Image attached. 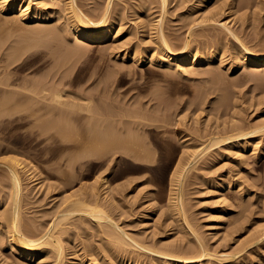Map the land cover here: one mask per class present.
<instances>
[{"label": "rangeland", "instance_id": "obj_1", "mask_svg": "<svg viewBox=\"0 0 264 264\" xmlns=\"http://www.w3.org/2000/svg\"><path fill=\"white\" fill-rule=\"evenodd\" d=\"M34 1L37 2V0ZM64 1L52 0L48 4L50 6L54 5L52 7L47 6L56 9L59 7V10H61ZM106 1L76 0L78 6H81L86 13L94 11L93 14L87 13L88 15H95V12H99L100 10L95 11L96 8L97 10L103 8ZM149 1L151 0H111L113 11L117 9L121 13L122 10H124L123 13L125 12L124 20L122 19L123 23H121L123 24L122 29H124L113 30L110 39L102 44V47L91 45L90 49L79 51V53L73 49L74 44L70 42L73 45L67 43L69 45L68 49L61 47V51L60 48L55 47V40L52 41V39L48 40L46 38V42L43 43L44 49H41L45 53H42L44 60H42L43 67L40 65V71L35 72L36 66L34 63H31L32 65H29L27 69L23 70V68L19 71V79L20 76L23 78L24 75V78L29 77V79L37 78L36 75H38V78L39 75L42 76L44 83H46L44 85L45 90L47 87V90L50 89L45 93L49 96H45L46 99L53 97V94H55L53 92L57 90V92L60 91V94L62 93L61 96L63 95L60 96V99H63L61 101L68 103H61L62 106L56 101L55 97L51 98L52 100L47 99L45 101L50 106H46L44 120L48 122H46V125L51 124L48 125L49 127L43 126V133L44 131L45 133L40 144L41 150L38 148L40 145L35 140V126H10V128L2 126L4 132L10 134L11 144L21 150L18 156L27 163L29 162L28 165H31L29 166L30 170L34 169L35 174L38 175L36 181L26 177L27 174L23 175V183L26 184L24 189L26 190L23 189L22 194H29L24 198L25 201L23 199L24 202L20 211L23 214H20V217L25 223L23 225L25 228L32 224L36 225L48 221L51 217V206L55 203L58 204V198L61 196L63 198L70 194L76 195V193L81 195L79 192L85 190V193L90 191L88 194L91 195V198L88 197L86 200L88 203L94 204L93 206L97 203V207H101L102 210L106 211H104L105 213L108 212L107 214H110L111 219L119 224L131 237L133 235L136 240L139 239L138 241L141 240L149 245L152 243L157 247L159 245L177 244L178 252L181 253H188L189 248L191 252L193 247L195 250V235L192 231L189 232L187 225L176 214V206L174 200H172L175 196L173 195L175 189L171 184L170 174L178 164V166H184L182 170L181 167L179 168V171H183L188 166L187 161L192 158L190 155L191 150H194V152L201 150L210 138L231 130L230 127L232 126L230 124L232 122L235 121V124L238 122L244 128L248 127L247 125L250 127L251 125L255 126L256 123H264V71L254 74L251 67H241L234 70L233 52L235 51L236 42L232 40L227 29L222 26V23L226 24L250 48L264 53V0H250L249 2L253 5L250 4L249 7H240L242 3L248 2L247 0H168L163 16V25H165V28L164 26L163 28L165 34L171 36V41L173 39L174 44H180V40L191 37L193 38L192 40L190 38L191 41H200L201 45L205 44V46L211 47L215 44V47L217 46L220 51L212 58V62L208 66L210 70L207 63H204L197 67L196 71L198 73L196 71L190 72L189 69L188 72L184 71L185 73L173 72V70L162 64H150L147 61L146 57L153 46V43L149 42H153L154 39L151 34L153 28L149 27H153L161 13L160 3H150ZM200 1L204 2L202 6L199 4ZM53 2H57V6ZM140 2H146L148 7L146 8V5L145 8H141ZM137 5L139 6L137 7ZM234 5L235 8L231 10ZM17 14V12H14L10 16L14 15L12 17H16ZM4 16L5 14L0 11V21L3 18L10 17L8 15ZM148 20L152 23L150 24ZM49 22L50 24L55 23L52 16L45 24ZM51 25L53 26V24ZM148 25L149 27H146ZM204 27L207 30L211 29V31H208L209 34ZM214 30L216 31L214 32ZM205 31L208 38L204 34ZM149 39L152 41H149ZM136 47L139 48L136 49ZM147 47H149V50L143 51ZM33 50L31 49V52ZM28 52L27 54L31 53ZM141 52L144 59L141 57V61H137L139 56L142 55ZM123 53L128 55L125 59L122 58ZM221 53L226 56V60L222 63L219 61ZM135 54L137 55L136 58ZM57 60L58 63L60 62L59 64L56 62ZM71 104L76 105L71 106ZM100 122L102 125L99 126ZM94 123L95 125H93ZM9 129L10 131H8ZM29 130L34 134H31ZM217 131L219 134H216ZM28 133L30 134L29 137ZM1 135L3 134L1 133ZM24 135L27 136L24 137ZM23 141H27L29 145L27 147L22 146ZM119 143H127L126 145L129 148L131 146V151H134L123 152V149L118 145ZM247 145L249 147L243 150L235 149V146L231 143L211 147L210 153L205 151L200 154L199 159L191 164L192 167L187 168L189 170L187 174L185 173L186 169L182 183L184 214L187 221L198 232L199 238L204 241V245L208 246L206 248L211 249L210 252L216 255L228 254L231 256V260L241 255L248 256L241 261L254 259L256 252L261 250L258 243H264V239H259L253 242L254 250L252 252L249 253L248 249L244 248V252L236 253L238 251L236 249L248 245L253 238L258 236L257 230H254V223L256 224L259 218V222L264 221V218H262L264 216L261 215V211H264L262 210V207H264V204H262L264 203V200H262L264 199L262 198L264 197L262 196L264 195V134L250 140ZM239 154L241 155L239 156ZM245 158L246 161H244ZM36 168L37 170H35ZM235 168H238L240 173H232L233 177L238 176L237 178H239V174L242 173L241 175L245 174L243 177L247 180L240 177L243 182L240 183L239 188L234 187L227 194L226 191H223V195L217 194V186L221 180L227 176H232L230 172ZM4 176L7 177L3 169H0V213H5V208H8L6 211L8 212L11 202H9L11 197L8 196L10 181L8 177L5 178ZM67 177L69 178L67 179ZM103 179L108 181L109 190L101 186ZM214 179L219 180L217 185L214 184ZM63 181L70 183H64ZM57 183L60 188H58ZM91 187H95L93 191H91ZM54 192L55 194H53ZM218 197L220 201L225 198V201H228V206L223 201L225 204L220 205L221 208L215 211L216 203L222 204L218 201ZM75 198L80 201L81 197L77 196ZM89 198L91 201L88 200ZM213 211H215V215H212ZM40 217L43 219H40ZM44 218L46 221H44ZM85 218L79 221L76 220L74 226L72 224L74 222L70 221L67 223L70 225H64L61 230L63 241L65 240L64 243H68L65 245L66 259L64 258L62 264H71L76 260L74 257L77 255L74 256L73 253L71 255L74 245L77 244L78 248L83 245L88 246L87 243L98 245V242L102 244L105 239L106 236L103 237V232L100 233L95 229V227L97 228L95 222L89 220L88 216ZM1 219L0 238H2L1 235L6 237L8 235L2 224L3 219ZM212 221H215V226H217H214V230L210 228ZM76 222H79L80 225ZM252 228L253 230L250 231ZM101 239L103 240L100 241ZM193 239L194 241H192ZM100 246L103 247L104 244ZM0 249V264H19V262L24 264V261L26 264L38 263V260L34 259L17 258L16 254L9 252L3 244ZM109 249L111 248L109 247ZM82 251L81 248L80 252L82 253ZM10 254L12 255L10 256ZM77 254H79V251ZM102 254L99 256H103L104 260H110L109 254L106 252H102ZM94 256L95 254L91 258ZM5 257L8 260H5ZM149 259L152 262L151 260L155 261L156 257L154 259L145 257L147 262H149ZM50 260L52 261V259L46 258V261L44 259L45 262L43 261L41 264H46V262L50 264ZM124 262H126V259ZM108 263H111V260Z\"/></svg>", "mask_w": 264, "mask_h": 264}, {"label": "bare ground", "instance_id": "obj_2", "mask_svg": "<svg viewBox=\"0 0 264 264\" xmlns=\"http://www.w3.org/2000/svg\"><path fill=\"white\" fill-rule=\"evenodd\" d=\"M65 1H64V3L62 2L63 7L60 8L61 10H59V7L57 9L56 8H50L54 5L53 3H55V2H53L52 3L53 5L50 6V4H48V3H51L52 0H49V1H47V0H39L38 1L37 0V2L34 0H0V11L2 13H4L5 16L6 15L10 16V14L11 13L13 14L14 12L18 13L17 16L15 15L16 17H12V16H14V15H12L10 17H7L6 19L3 18L4 19V20L2 19L3 22H1L2 20L0 21L1 22L0 23V71H1L0 72V134L1 133L3 134L0 136V138L2 139V140L0 139L1 140V142H0V169H3L6 176L8 177V180L10 181V185H8L10 187L9 188L10 192L8 193V196L11 197L9 200V202L10 201L11 202L9 204L10 209L8 210V212H6L8 208H5L6 209L5 213H3V212L0 213V217L3 219V222H2V224L4 225L3 227L6 229L5 231L8 233L7 237L5 235H4L5 237L3 235H1L2 238H0V244L5 245V247L7 248V250H9V252L16 254L17 258L19 257L20 259H27V260L34 259V260H38L37 264H39V263L41 264L44 261V259L46 261V258L47 259L50 258V259H52V261L50 260V264H62V262L64 263L63 260L66 256L65 245L68 243H66V244L64 243L65 240L63 241V233H61V230L63 229L64 225H66L70 221L74 222V223L71 222L74 226L76 220L79 221V220L85 218L86 216H88L89 220L91 219L93 222H95V225L97 226V228L94 226L95 229H97L100 233L103 232L102 233L103 237L106 236L104 240L103 239L100 240V241L103 240L102 244H104V246L108 245L111 249H109V247L105 246L106 248H108L106 250V248L104 246L103 247L100 246V245H102L101 242H100V244L98 242L97 243L98 245H93L92 243H91L92 245L91 244L89 245L87 243L86 245H88V246L83 245L80 248H78V246L76 244V245H74V247L72 246L73 249H72L71 255L73 253L74 256L75 255H77V256L76 257L72 256L76 260L73 261L71 264H257L258 262H259L258 264H264V256H262V254H264V243H262V242L261 243L259 242L260 244L258 243V247L261 250L259 249L260 251L256 252L254 259H247V260L241 261V260L245 259L246 257H248V256L241 255V256H237L236 259L231 260L230 259L231 256L228 254L223 253L221 255H216V254L211 253L210 252L211 249L206 248L208 246H205L206 244L204 245V241L201 238H199L200 236H198V232H196V230L193 228V226L187 221L186 215L184 214L183 207H182L183 176L185 173L187 174V172L189 171L187 168H189V166H191V164H194L193 162H195L196 160L199 159V157H200L199 155L204 153L205 151H207V152L209 151L208 153H210L211 147L217 146V145L222 146L223 144H226V143L227 144L228 143L233 144V146H235L234 147L235 149L243 150L244 148L249 147L247 144H249L250 140L260 136L261 134H264V123H260V124L256 123L255 126L251 125L250 127H249V125H247L248 127L244 128L242 126V124L240 125V123H238L237 121L236 122L238 124L237 123L235 124V121H234L230 124L232 126V127H230L231 130L226 131V133L222 132V134L221 133L219 134V132L217 131L218 133L216 132V134H219L218 136L210 138L209 140L207 139L208 141L206 142L203 149L195 151V152H194V150L190 149L193 152V153L191 152V154H190L192 156V158L189 161H187L188 166H186L183 171H179V168L181 167L180 169L182 170L183 169L182 167H184V166H178L179 165L178 164L175 166V168L173 167L174 171L170 175H171V181H172L171 184H173V186H174V187L173 186L172 187L175 189L174 194H173L175 196L173 197L174 199H172V200H174L173 202H174V205L176 206V211H177L176 214L180 217V219L183 221V223H185L187 225V228H189V232L192 231V233L195 235L194 239L196 238L195 244H194L196 248L194 250V247L192 246L193 251H191V252H190V248H189L190 253L189 252L188 253L187 252H185V253L178 252L177 244L176 245H169V246H160L159 245L157 247L156 245H152V243H150L151 245H149L145 242H142L141 240L138 241L139 239L136 240L135 237L133 238V235L131 237L130 234L126 233L123 230V228L120 227L119 224L114 222L111 219V217L109 216L110 214L109 215L107 214L108 212L105 213L106 212L105 210H102L101 207H97V203L95 206H93L94 204L92 205V204L88 203V201H86V200L88 197L91 198V195L88 194V193H90V191H88V193H85L86 192L85 190L82 192H79V193H81V195H78L76 193V195L70 194V195L65 196L63 198L61 196L60 197V198H62L61 200H59L60 198H58V201H59L58 204L55 203L56 205L54 204L53 205L54 207L51 206L52 212H50L49 210H46V211H49L50 215H51L50 219L49 220L47 219L48 221H46V219L44 218L45 219L44 221H46V222H43V223L41 222V224H38V223L36 225L35 224L30 225L29 224L30 226L26 227V228H25V226H23V225H25V223H23L22 218L20 217V214H21L20 211H21V207H22L23 202L26 200L24 198H26L29 195V194L26 195V193L24 195L22 194L23 189L26 185V184L24 185V183H23V181H24L23 175L27 174L28 176H26V177H29V178H31V180H34V181H36L38 175H37V173L35 174L34 169L32 170L34 173L30 170L29 166H31V165H28L29 162L27 163L25 160H23L22 158H20L18 156L19 151H21V150H18L19 147L17 148L16 146L11 144L12 141L10 140V136H9L10 134L8 132H4V129L2 128V126L3 127L8 126L9 128H10V126H32V127L35 126L36 127V129H35L36 132L34 135L35 140H36V143L38 145H40L43 141V137H44L43 134L45 133V131L43 133V126H48L49 124H51V123H49L48 125H46L47 121L45 122V120H44V114L46 113L45 112L46 106L48 105L47 103H45V101H47V99L52 100L53 97H55L56 101H58L60 104L61 103L66 104L67 103L66 101H69V100L65 99L66 103H63V101H61L62 98L60 99V96L62 93L60 94L59 90H58L59 92H57V90L54 91L53 93H55V94L52 93L53 97L50 95L52 99L51 98L46 99V97H49V96L45 95V93H46V91L48 92V90H50V89L47 90L48 87L46 86L47 88L45 90L44 85H46V83H44L42 76L39 75V78H38V75H36L37 78H35V79L30 78L29 79V77L24 78L25 75L24 76L22 75L23 78L20 76V79H19V76H18L19 71H21L23 68H24L23 70H25V68L27 69V67H29V65H32L31 63H34L36 66L35 72L40 71V67L43 65L42 60H44L42 53H45V52H42L41 49L42 48L44 49L43 43L46 42V40H45L46 38H48V40L52 39V41L55 40V43H56L55 47L60 48L61 51H62L61 47H63L64 49L65 48L68 49L69 45H71L73 43L74 44L73 49L77 52H79V51L82 52L84 50H87L91 45L92 46H97V45L101 46L102 44H104L107 40L110 39V36H111L113 30H116V29L123 30L124 29V28L122 29L123 24H121V23H123L122 21L124 20L123 18H124L125 12L123 13L124 10H122V13H121V12L117 11V9H116V11L115 10L113 11L111 0H107L105 5L103 4V8H100L98 10L96 8L95 11H99V10L100 11L95 12L94 13L95 15H88L90 13L93 14L94 11H90L89 13L87 12L88 13L87 14L85 11L82 10L81 6H78L76 0H67L66 2ZM202 1H205V0H202ZM202 1L199 2L200 6H202L204 3ZM247 1L248 2L242 3L240 5V7H249V5L252 3L249 2L250 0H247ZM146 2H148V1H146ZM146 2L145 3L140 2V4H141L140 7L145 8V6L147 5L146 6V8H147L148 4H146ZM149 2L150 3L151 2L160 3L159 9H160L161 13H160L159 18L155 22V24H153V27H149V25L152 23L149 20L148 21L150 22V24L148 26H146L149 28H153L151 34L154 37L153 42H149V43H153V46L150 49V51L146 57L147 61L150 64H157V63L162 64V65L166 66L167 68L173 70V72L175 71L178 73H181L184 71L188 72V69L190 72H195L197 67L201 64H204V63L205 64L207 63V67L210 66L209 64H210V62H212V58H214L217 54L220 53L217 46L215 47L214 43H213L214 45H212L214 47H212V46L209 47L208 45L205 46V44L201 45L200 41H195V40L191 41L193 39L191 37H189V38L187 37L184 40H180V42H179L180 44H174L172 42L173 39L171 41V38H170L171 36H168V34L167 35L165 34V32H164L165 25H163V18H164L163 16H164V13L166 10V6L168 5V0H151ZM58 3H61V2H58ZM92 3H93V1H92ZM98 3H100V2H98ZM56 4H57V2L55 3V6H57ZM62 4H58V5H62ZM47 5H49L50 7H48ZM94 5H96V4L94 3ZM150 5H154V4H150ZM84 6H86V5H84ZM138 6L139 5H137V7ZM154 8H152V9H154ZM234 8H235V5L233 7H231V10ZM87 10H89V9H87ZM147 11H148V9H147ZM96 13H98V14H96ZM51 16L53 17V20H55V23H51V24H53V26L50 24V22L48 23L49 25L45 24L47 22V20L50 19ZM144 16H145V14H144ZM146 17H147V15H146ZM142 19H143V17H142ZM148 19H149V17H148ZM151 20H154V19H151ZM143 22H144V20H143ZM31 23H38V24L33 25ZM43 23H44V25H43ZM143 26H145V25H143ZM163 26H164V28H163ZM206 26L208 27L207 24H206ZM209 26H211V25H209ZM222 26H223V28L227 29V32L232 37V40H234L236 42L235 51L233 52L234 59H235V64L233 65L234 70H238L241 67H244V68H250L251 67L254 71L253 72L254 74L255 73L257 74L259 72L264 71V53L260 52L259 50L257 51L254 48H250L246 43H244L242 41V39H240L238 37L237 33L234 32L232 30V28H230V27L228 28L226 26V24L222 23ZM142 28H144V27H142ZM218 29H216V30H218ZM146 30H148V29H146ZM216 30H214V32ZM220 30H221V27H220ZM208 31H211V29H208L207 32ZM223 31H225V30L223 29ZM204 34L208 38L206 31ZM208 34H209V32H208ZM148 35H150V34H148ZM193 36H194V33H193ZM206 37L204 36V38H206ZM190 38H191V40H190ZM196 40H197V38H196ZM66 41H69V42H66ZM149 41H152V40L149 39ZM218 41H219V39H218ZM70 42H72V43H70ZM201 42H203V41H201ZM67 43H69V45ZM207 44H208V42H207ZM137 46H139V45H137ZM45 47H47V46H45ZM58 48H56V49H58ZM137 48H139V47H136V49ZM145 48L143 51L149 50V47H147V49H145ZM31 49H34V50L31 52ZM70 49H71V46H70ZM66 50H65V52H66ZM141 50H142V48H141ZM28 51L31 53L27 54ZM58 51H60V50L58 49ZM223 53H221L220 57H219L220 58L219 61L221 63L224 62V60H226V56ZM52 54L54 55L55 53H52ZM141 54H142V52H141ZM70 55H72V54H70ZM74 55L77 56L76 54H74ZM127 56L128 55L126 53H123L122 58L125 59ZM134 56L136 58L137 55L135 54ZM143 56L144 55L142 54L139 56V58L137 57L138 58L137 61H141L140 58L141 57L143 58ZM65 57H66V55H65ZM56 58H57V56H56ZM62 60H63V58H62ZM143 61H145V60H143ZM56 62L58 63V60ZM164 66H162V67H164ZM208 69H209V67H208ZM17 72H18V74H17ZM1 73H3V74H1ZM36 76H34V77H36ZM72 101H73V99H72ZM58 102H57V105H58ZM73 103H74V101H73ZM72 104H71V106L76 105V104L75 105H72ZM49 106L50 105H48L47 107H49ZM64 106H66V105H64ZM59 107H60V105H59ZM50 109H51V107H50ZM72 109H74V108L72 107ZM47 110H48V108H47ZM51 110H53V109H51ZM68 110H69V107H68ZM48 111H47V113H48ZM66 114H67V112H66ZM96 122H98V121H96ZM52 123L54 124V122H52ZM93 125H95V123ZM100 125H102L101 122H100L99 126ZM52 127H54V126L52 125ZM58 128H59V126H58ZM26 130H28V129H26ZM56 130H58V129H56ZM8 131H10V129ZM56 133H57V131H56ZM208 133L211 135L210 132H208ZM31 134H34V133L31 132ZM27 135L29 137L30 134L28 133ZM27 135H24V137ZM14 139L17 140L15 137H14ZM31 141L33 142V140H31ZM126 144L125 143H122V144L119 143L118 145L123 149V150L121 149L123 152L126 151L129 153L132 150V148L130 146V148H131L130 149L128 147V145H126ZM21 145L24 147L25 146L27 147V145H29V144L27 141H23ZM15 148H17V149H15ZM38 148L41 150V145ZM133 151H131V152H133ZM22 152H21V154H22ZM24 153H25V151H24ZM241 154H243V153H241ZM241 154H239V156ZM244 161H246V158ZM257 161H259V160H257ZM237 163H239V162H237ZM186 169H187V171H186ZM35 170H37V168ZM229 170H227V171H229ZM227 171H226V173H227ZM230 173H231L230 175H232V173H240V172H239L238 168L237 169L235 168V169H232ZM241 174H239V176L246 179L245 177H243L245 174L243 176ZM1 175H3V174H1ZM227 175H229V174H227ZM236 175H238V174H236ZM39 176H41V175H39ZM72 176H73V173H72ZM233 176L234 175L227 176L221 180L220 184L217 186L218 187L216 190V191H218L217 194L223 195V191H226V194H227L230 189H232L234 187L241 186L240 183L243 182V181H241V178L239 177L240 178L239 179V178H237L238 176H236L235 178H237V179H235ZM7 177H5V178H7ZM68 178L69 177H67V179ZM69 181H70V179H69ZM218 181L219 180L214 179V184L217 185ZM8 182H6V183L8 184ZM66 182L70 183L68 181H66ZM66 182H64V183H66ZM209 183H210V181H209ZM212 183H213V181H212ZM101 184H102L101 186L104 189H108V188L110 189V185H109L107 180L103 179ZM58 186H59V184H58ZM56 187H57V185H56ZM58 188H60V186ZM91 188H92L91 191H93V189L95 187L94 188L91 187ZM5 189H7V188H5ZM51 189H52V187H51ZM24 190H26V189H24ZM24 192H26V191H24ZM53 194H55V192ZM77 196L81 197L79 199L80 201L76 200L75 197H77ZM262 196H264V195H262ZM28 198H30V197H28ZM90 198L88 200L91 201ZM262 198H264V197H262ZM7 199H9V198L7 197ZM23 199H24V201H23ZM102 199H104V198H102ZM218 199H219V197H218ZM262 200H264V199H262ZM28 201H29V199H28ZM28 201H27V203H28ZM218 201H220V199ZM223 201H225V198H223V200L220 201V202H222V204L216 203L215 208H214L215 211H216V209L221 208L220 205H223V203H224ZM5 202H7V201H5ZM41 202L43 203L42 200H41ZM56 202H57V200H56ZM227 202H226V204L225 203L224 204L228 206ZM3 204L5 205L4 202H3ZM99 204L102 205L101 203H99ZM262 204H264V203H262ZM262 210H264V207H262ZM215 211L212 212V215L213 214L215 215ZM261 212L264 213V211H261ZM258 213L260 214V211ZM262 213H261V215L264 216V214H262ZM21 215H23V214H21ZM47 215H49V214H47ZM216 215H218V214H216ZM218 217H219V215H218ZM41 218L42 217H40V219ZM262 218H264V217H262ZM220 219H222V218H220ZM259 220H260V218L258 219V221H256L257 222L256 224L254 223V225H255L254 230H257L258 236L256 238H253L255 240L252 239V241H250L248 243V245H245L241 249L240 248L236 249V250H238L236 253H240L241 251L244 250V248L248 249L247 251H249V253H250L254 250V247H253L254 243L253 242H255L259 239H264V221L259 222ZM26 221H27V219H26ZM26 221H24V222H26ZM35 222H37V221H35ZM76 223H79V222H76ZM84 223H86V222H84ZM215 223H216L215 221H212V223H211L212 226L210 225L211 230H214L215 227H217V226H215ZM79 225H80V223H79ZM93 225H92V230H93ZM75 227H74V229H75ZM0 228H2V227H0ZM74 229H72V231H74ZM252 230H253V228L250 231H252ZM64 232H65V230H64ZM1 234H2V232H1ZM223 234H225V233H223ZM251 234H252V232H251ZM253 235H254V232H253ZM223 237H225V236H223ZM194 239L192 241H194ZM80 240H81V238H80ZM148 242H150V241H148ZM80 244H82V243H80ZM67 247H68V245H67ZM81 248L83 249L82 253L80 252ZM68 249H70V248H68ZM78 251H79V254H77ZM67 252H68V250H67ZM102 252H106L107 254H109V256H110L109 258L111 260V263H108L110 260L107 261V260L103 259L104 255L102 254ZM124 252H125V254L122 255V253H124ZM94 254H95V256L93 258H91L92 255H94ZM100 254H102L103 256H99ZM11 255L12 254H10V256ZM246 255H248V254H246ZM2 256H4V255H2ZM67 256H68V253H67ZM146 256L148 258L150 257L151 259H154V257H156V259H154L155 261L151 260L152 262H150V259H149V262H147V260H145ZM142 257H144V258L142 259ZM6 259L8 260V258L5 257V260ZM125 259H126V262H124ZM158 261H162V262H158ZM15 262H16V260H15ZM19 264H22V263L19 262ZM24 264H26L25 261H24ZM46 264H47V262H46Z\"/></svg>", "mask_w": 264, "mask_h": 264}]
</instances>
